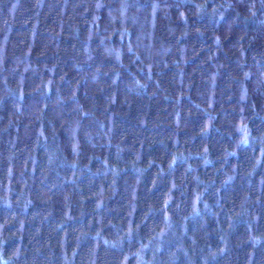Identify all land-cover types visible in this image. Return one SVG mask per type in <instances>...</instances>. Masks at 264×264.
<instances>
[{
  "label": "trees",
  "instance_id": "trees-1",
  "mask_svg": "<svg viewBox=\"0 0 264 264\" xmlns=\"http://www.w3.org/2000/svg\"><path fill=\"white\" fill-rule=\"evenodd\" d=\"M0 264H264V0H0Z\"/></svg>",
  "mask_w": 264,
  "mask_h": 264
}]
</instances>
